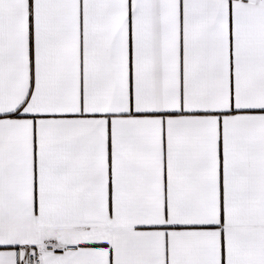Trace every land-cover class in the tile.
Instances as JSON below:
<instances>
[{"label":"snow or ice","instance_id":"snow-or-ice-1","mask_svg":"<svg viewBox=\"0 0 264 264\" xmlns=\"http://www.w3.org/2000/svg\"><path fill=\"white\" fill-rule=\"evenodd\" d=\"M0 264H264V0H0Z\"/></svg>","mask_w":264,"mask_h":264},{"label":"crops","instance_id":"crops-1","mask_svg":"<svg viewBox=\"0 0 264 264\" xmlns=\"http://www.w3.org/2000/svg\"><path fill=\"white\" fill-rule=\"evenodd\" d=\"M0 250H4L3 248H0Z\"/></svg>","mask_w":264,"mask_h":264}]
</instances>
